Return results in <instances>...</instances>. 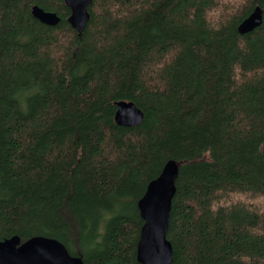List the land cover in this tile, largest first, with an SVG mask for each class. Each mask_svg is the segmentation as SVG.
I'll return each instance as SVG.
<instances>
[{"label":"trees","instance_id":"1","mask_svg":"<svg viewBox=\"0 0 264 264\" xmlns=\"http://www.w3.org/2000/svg\"><path fill=\"white\" fill-rule=\"evenodd\" d=\"M38 5L55 25L31 13ZM255 5L262 21L240 33ZM0 0V240L141 264L137 203L178 166L169 264H264V0ZM133 101L137 126L114 121Z\"/></svg>","mask_w":264,"mask_h":264},{"label":"water","instance_id":"2","mask_svg":"<svg viewBox=\"0 0 264 264\" xmlns=\"http://www.w3.org/2000/svg\"><path fill=\"white\" fill-rule=\"evenodd\" d=\"M70 10L67 18L71 27L80 35L89 20L88 7L92 0H64ZM32 15L42 23L55 25L59 16L54 11L44 10L38 5L31 7ZM262 8L255 6L239 23L238 31L246 33L259 26ZM114 121L118 125L137 126L143 119L142 110L130 100L115 102ZM178 166L168 160L160 175L146 186L138 200L137 207L143 220L137 243L136 258L141 264H169L172 260V246L166 238L171 200L175 192V177ZM0 264H83L79 256L71 255L64 244L52 237L34 235L20 242L17 235L0 240Z\"/></svg>","mask_w":264,"mask_h":264},{"label":"bare ground","instance_id":"3","mask_svg":"<svg viewBox=\"0 0 264 264\" xmlns=\"http://www.w3.org/2000/svg\"><path fill=\"white\" fill-rule=\"evenodd\" d=\"M255 6H259V5H255ZM255 6H254V7H255ZM254 7H253V8H254ZM252 10H253V9H252ZM252 10H251V11H252ZM251 11H250V12H251Z\"/></svg>","mask_w":264,"mask_h":264}]
</instances>
